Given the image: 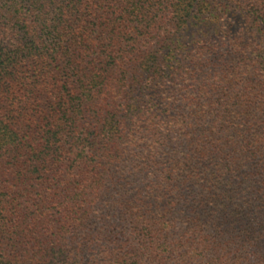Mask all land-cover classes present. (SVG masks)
Instances as JSON below:
<instances>
[{"label":"trees","instance_id":"trees-1","mask_svg":"<svg viewBox=\"0 0 264 264\" xmlns=\"http://www.w3.org/2000/svg\"><path fill=\"white\" fill-rule=\"evenodd\" d=\"M0 264H264V0H0Z\"/></svg>","mask_w":264,"mask_h":264}]
</instances>
